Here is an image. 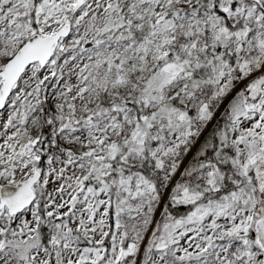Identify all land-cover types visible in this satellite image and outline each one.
<instances>
[{"label": "snow or ice", "instance_id": "obj_1", "mask_svg": "<svg viewBox=\"0 0 264 264\" xmlns=\"http://www.w3.org/2000/svg\"><path fill=\"white\" fill-rule=\"evenodd\" d=\"M0 264H264V0H0Z\"/></svg>", "mask_w": 264, "mask_h": 264}]
</instances>
